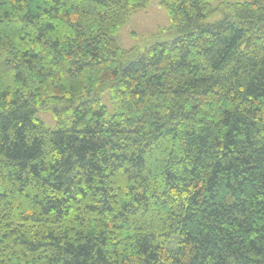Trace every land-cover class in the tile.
Returning a JSON list of instances; mask_svg holds the SVG:
<instances>
[{
  "label": "trees",
  "instance_id": "trees-1",
  "mask_svg": "<svg viewBox=\"0 0 264 264\" xmlns=\"http://www.w3.org/2000/svg\"><path fill=\"white\" fill-rule=\"evenodd\" d=\"M213 1L0 0V264H264V0Z\"/></svg>",
  "mask_w": 264,
  "mask_h": 264
},
{
  "label": "rangeland",
  "instance_id": "rangeland-1",
  "mask_svg": "<svg viewBox=\"0 0 264 264\" xmlns=\"http://www.w3.org/2000/svg\"><path fill=\"white\" fill-rule=\"evenodd\" d=\"M228 2H245L250 0H224ZM220 0H214V5H218ZM214 20L211 18L210 21ZM171 25V18L167 9L160 3V0H151L146 8L131 10L129 18L116 34L118 44L124 49L133 47H146L154 40V35L161 29ZM101 98L108 109V117L119 110V102L114 100L110 91L102 93ZM45 125L50 129L57 128V119L52 108H40L38 113Z\"/></svg>",
  "mask_w": 264,
  "mask_h": 264
}]
</instances>
